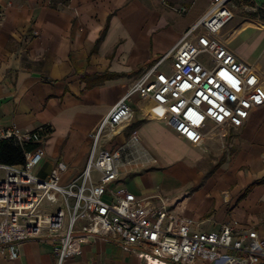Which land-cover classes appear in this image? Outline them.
<instances>
[{"label": "crops", "instance_id": "crops-1", "mask_svg": "<svg viewBox=\"0 0 264 264\" xmlns=\"http://www.w3.org/2000/svg\"><path fill=\"white\" fill-rule=\"evenodd\" d=\"M249 3L264 8V0ZM191 7L181 15L148 0H0V125L23 132L51 126L41 162L51 169L41 176L42 171L35 173L39 165L37 176L48 178L63 162L68 166L66 184L85 168L90 133L210 9L192 18ZM263 31L262 24L234 25L228 46L255 66L264 81V64L255 55L264 44ZM252 38L257 40L250 56ZM171 63L161 70L171 69ZM131 106L135 114L130 125L103 146L112 149L137 129L160 164L122 178L114 189L125 188L141 199L158 194L171 199L189 191L187 215L195 222L194 231L219 232L237 222L264 238V107L252 111L242 128L221 138L209 134L197 147L170 128L150 101L134 96ZM0 264H58V255L52 242L30 240L15 259L1 252ZM63 264L147 262L119 240L98 237ZM195 264L210 263L198 259Z\"/></svg>", "mask_w": 264, "mask_h": 264}, {"label": "built area", "instance_id": "built-area-1", "mask_svg": "<svg viewBox=\"0 0 264 264\" xmlns=\"http://www.w3.org/2000/svg\"><path fill=\"white\" fill-rule=\"evenodd\" d=\"M235 1L212 0V7L176 47L141 75L90 133L85 168L66 184L68 166L63 162L48 178L34 173L46 155L50 125L33 132L0 125V141L13 142L24 156L22 165L0 163V253L7 251L15 259L27 241H50L58 264H63L80 255L83 245L104 237L119 240L147 264L264 261V238L237 222L223 225L219 232L194 231L195 222L187 215L189 191L171 199L159 194L141 199L125 188H113L122 178L160 164L137 129L122 144L112 149L103 146L130 125L134 96L150 101L170 128L197 147L215 131L226 136L230 129L242 128L252 111L264 107L260 72L241 61L224 38L235 18ZM170 60L171 69L162 71Z\"/></svg>", "mask_w": 264, "mask_h": 264}, {"label": "rangeland", "instance_id": "rangeland-1", "mask_svg": "<svg viewBox=\"0 0 264 264\" xmlns=\"http://www.w3.org/2000/svg\"><path fill=\"white\" fill-rule=\"evenodd\" d=\"M148 1L155 5L163 6L165 8L171 9L176 12H178L182 8L186 9L189 12V8L193 5L190 9V14L192 18L198 17L200 12L201 13L206 12L209 8H211L212 5V0H148ZM245 1L246 0H236L234 2L235 18L232 21V23L229 25V27L225 30L224 33V38L228 41V44L231 42V40L229 39L230 38L229 29L232 28V26L237 24H243L245 22H251L256 25H260V24L264 25V8H251L248 6V4H246ZM256 38H252L251 40L248 41L249 48L247 50V54L250 56H253L252 47L256 43L257 40ZM255 55H257L264 64V44L261 45L260 48L255 49ZM257 65L258 67H261L260 64ZM166 66H168V63ZM211 134L218 138H221L223 136L225 137V134L221 133V131H215ZM50 169H51L50 163H46V161H44L43 164L41 163L40 166L35 170V173L36 171H42L40 172L41 176H46V174H48Z\"/></svg>", "mask_w": 264, "mask_h": 264}, {"label": "trees", "instance_id": "trees-1", "mask_svg": "<svg viewBox=\"0 0 264 264\" xmlns=\"http://www.w3.org/2000/svg\"><path fill=\"white\" fill-rule=\"evenodd\" d=\"M246 4L251 5L249 0ZM0 163L9 165H22L24 163L23 152L20 147L10 141H0Z\"/></svg>", "mask_w": 264, "mask_h": 264}, {"label": "bare ground", "instance_id": "bare-ground-1", "mask_svg": "<svg viewBox=\"0 0 264 264\" xmlns=\"http://www.w3.org/2000/svg\"><path fill=\"white\" fill-rule=\"evenodd\" d=\"M230 39V38H229Z\"/></svg>", "mask_w": 264, "mask_h": 264}]
</instances>
